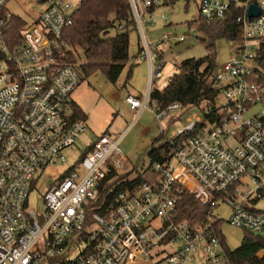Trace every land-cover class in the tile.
I'll return each mask as SVG.
<instances>
[{"label": "built area", "instance_id": "obj_1", "mask_svg": "<svg viewBox=\"0 0 264 264\" xmlns=\"http://www.w3.org/2000/svg\"><path fill=\"white\" fill-rule=\"evenodd\" d=\"M9 2L0 0V264H187L197 256L204 264H231L220 228L180 218L184 194L207 209L211 222L213 211L226 207L224 223L264 243V212L255 207L264 199V0H199L198 15L207 22L239 11L240 45L210 77L216 99L204 114H188L181 125L188 110L177 103L162 111L151 107V88L141 99L125 97L135 117L148 109L160 123L172 114L177 127L150 167L152 179L111 203L100 200L101 184L111 169L122 173L125 160L119 140L102 134L44 194L40 215L28 208L34 178L64 166L87 128L70 98L81 76L59 54L79 0H45V10L19 30L17 42L9 34ZM162 2L130 0L149 84L162 77L159 47L186 39L163 34L146 40L143 11ZM250 6L258 16L248 17ZM146 21L169 25L166 15L152 13ZM66 249H78L77 256L63 257Z\"/></svg>", "mask_w": 264, "mask_h": 264}, {"label": "rangeland", "instance_id": "obj_2", "mask_svg": "<svg viewBox=\"0 0 264 264\" xmlns=\"http://www.w3.org/2000/svg\"><path fill=\"white\" fill-rule=\"evenodd\" d=\"M198 3L199 0H189L188 4L183 0H177L172 6H160L154 12V16L160 18L162 15H166L170 26H166L159 21L158 26L155 28L143 27L148 42L157 41L163 34H170L178 38L186 37L183 42H166L159 47L157 52L162 55L159 61L164 65L162 77L157 81H152L151 84H149L148 79L147 58L138 55V38L133 34L130 36L127 66L115 84L109 83L100 72L84 77L79 70V64L84 62L82 52L77 50L78 55L75 56L74 65L79 71L81 82L70 98L84 113L82 119L86 122L87 128L76 141L74 150L66 152L67 162L64 166L46 169L42 175L34 178V187L28 197V208L30 210L38 215L44 212V194L72 164L80 160L88 146L102 134H107L112 139L119 140L118 148L125 159L121 172L126 174L128 181L136 177H142L144 180L153 178L148 152L154 140L159 138L161 134L163 137L155 144V147L164 144L171 133L177 129L171 123L173 115L170 114L168 118L159 123L150 110L147 109L139 117H135L134 111L130 110L124 99L127 94L141 99L148 87L163 88L175 72V66L186 59H202L210 52L201 42V39H206L205 35L199 32L195 26L198 19ZM46 6L47 3L44 0H10L7 9L26 24H31L45 10ZM139 37L143 46L142 38L140 35ZM239 45V42L228 41L222 37L215 39L212 52L215 53L216 65L225 64L230 54ZM158 53L156 56H158ZM132 64L135 65H133L131 78L126 82L127 73ZM149 108L151 109L150 106ZM199 113L198 109H189L182 116L181 125L185 124V118L188 114L197 115ZM255 207L257 210L264 212V199L257 202ZM213 216L212 220L221 221L220 232L227 248L229 250L237 248L247 233L223 222L228 217L226 207L218 206L213 211ZM77 254L78 249L71 254L66 249L62 256L74 258ZM187 264L204 263L197 256Z\"/></svg>", "mask_w": 264, "mask_h": 264}, {"label": "trees", "instance_id": "obj_3", "mask_svg": "<svg viewBox=\"0 0 264 264\" xmlns=\"http://www.w3.org/2000/svg\"><path fill=\"white\" fill-rule=\"evenodd\" d=\"M176 1L163 0L161 6H172ZM183 1L186 4L189 2V0ZM158 8L151 6L144 9L142 29L148 25L146 17ZM238 14L239 11L232 10L226 19L211 22L203 20L198 15L195 26L199 32L205 35L207 43L206 39H201V42L210 52L202 59H186L175 66V72L163 88L159 89L152 86L149 92V105L151 107L154 106L153 108L162 111L169 105L177 103L185 110L194 108L203 114L208 108L213 107L216 96L210 87L209 79L217 68L215 53L212 52L214 41L220 37L228 41L238 40L239 28L234 22V16ZM25 24L20 18L13 16L9 34L14 38V42H17L18 32ZM132 34L138 38V55H140L143 46L130 0H79L78 7L73 14L72 25L63 34L67 47L63 48L59 54L63 62L76 67L74 60L75 56L78 55L77 50H80L84 62L79 64V70L84 77L100 72L109 83L115 84L129 59V44ZM160 58L162 55L158 53L157 59ZM132 71L133 66H130L126 82L131 78ZM75 113L78 118L84 117V113L77 105ZM162 137L161 134L159 138L154 140L148 152L151 165L159 154L168 150L167 143L155 147V144ZM88 150L89 147L85 154ZM144 181L142 177L128 181L125 173L118 174L111 169L100 186V200L105 197L106 203H111L119 192L137 186ZM178 209L180 210V218H186L192 225H211L216 230L221 226L219 221L211 222L207 209L187 194L183 195ZM246 233L241 244L234 250H229L222 236L219 237L226 258L231 264H264V243L259 237L249 232Z\"/></svg>", "mask_w": 264, "mask_h": 264}, {"label": "water", "instance_id": "obj_4", "mask_svg": "<svg viewBox=\"0 0 264 264\" xmlns=\"http://www.w3.org/2000/svg\"><path fill=\"white\" fill-rule=\"evenodd\" d=\"M259 11L257 8H255L254 6H250L249 10H248V17H256L258 16Z\"/></svg>", "mask_w": 264, "mask_h": 264}, {"label": "crops", "instance_id": "obj_5", "mask_svg": "<svg viewBox=\"0 0 264 264\" xmlns=\"http://www.w3.org/2000/svg\"><path fill=\"white\" fill-rule=\"evenodd\" d=\"M161 24V23H160ZM162 25V24H161ZM145 26H147L148 28H151L150 26H148V25H145ZM158 25H156L155 27H157ZM155 27H152V28H155ZM142 33H143V35L145 36V34H144V31H143V29H142ZM133 35H135V34H133ZM139 35H140V32H139ZM136 36V35H135ZM141 36V35H140ZM146 37V36H145ZM147 38V37H146ZM129 46H130V44H129ZM141 57V56H140ZM133 65H135V64H132V66ZM127 66V62H126V65H125V67ZM127 95H129V94H127ZM126 95V96H127Z\"/></svg>", "mask_w": 264, "mask_h": 264}]
</instances>
